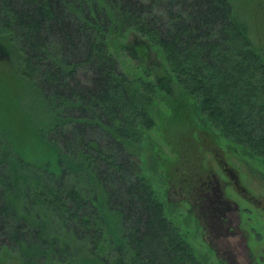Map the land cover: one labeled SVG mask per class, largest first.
Wrapping results in <instances>:
<instances>
[{
    "label": "trees",
    "instance_id": "16d2710c",
    "mask_svg": "<svg viewBox=\"0 0 264 264\" xmlns=\"http://www.w3.org/2000/svg\"><path fill=\"white\" fill-rule=\"evenodd\" d=\"M132 31L158 48L149 81L114 52ZM9 51L40 97V143L0 126V264H201L136 147L163 93L264 161V56L233 2L0 0Z\"/></svg>",
    "mask_w": 264,
    "mask_h": 264
},
{
    "label": "rangeland",
    "instance_id": "374dc122",
    "mask_svg": "<svg viewBox=\"0 0 264 264\" xmlns=\"http://www.w3.org/2000/svg\"><path fill=\"white\" fill-rule=\"evenodd\" d=\"M231 1L238 16L246 22L255 47L264 56V0ZM143 41L146 39L132 31L124 36L123 48H113L120 65L132 78L142 76L149 81L152 76L144 74L143 62L152 65L161 59L158 48H148ZM135 55L142 57V61ZM0 58V126L17 144H39L31 131L36 128L33 117L40 109V97L32 83L20 75V64L16 62L21 60L13 58L12 51ZM174 89L178 94L179 88L174 86ZM162 96L163 93L155 100L153 114L157 124L153 129L144 130V141L138 144L136 151L141 157L144 175L164 203L168 217L180 227L194 254L198 257L209 254L212 263L216 257L210 251L207 237L203 231L197 237V213L192 203L199 188H226L225 193L231 201L248 209L244 210L243 218L252 250L254 242L250 228L253 226L250 225L261 230L264 240V161L204 127L203 119L197 116L195 119L189 106L176 107L174 104L172 109ZM28 154H31L30 149ZM217 201L216 195H212L205 202ZM233 214L238 218L240 211ZM257 245L261 247V255L260 250L256 251V264H264V241ZM250 261L248 259V264Z\"/></svg>",
    "mask_w": 264,
    "mask_h": 264
},
{
    "label": "flooded vegetation",
    "instance_id": "af4514ba",
    "mask_svg": "<svg viewBox=\"0 0 264 264\" xmlns=\"http://www.w3.org/2000/svg\"><path fill=\"white\" fill-rule=\"evenodd\" d=\"M226 188H217L215 186L199 188L195 195V201L192 203L197 213L195 228L197 237L202 233L207 237L210 243V251L214 252L216 259L212 263L211 256L196 257L197 261L202 264H248L250 259L251 264H256V251L261 255V247L257 244L263 242V235L261 230L256 226L250 228L252 243L254 242L253 249H249L250 244L247 239L245 231V218H243L244 210L247 212L246 207L242 208L241 204L231 201V198L225 193ZM240 190V189H239ZM241 194L244 191L240 192ZM216 195L219 199L216 203L205 202L210 196ZM213 202V201H212ZM229 203V206L227 205ZM239 210V217L236 218L234 214ZM201 213V214H200ZM200 231H203L200 233ZM213 233V234H212ZM199 247V244H198ZM248 250L246 251V248ZM258 261V257H257Z\"/></svg>",
    "mask_w": 264,
    "mask_h": 264
}]
</instances>
